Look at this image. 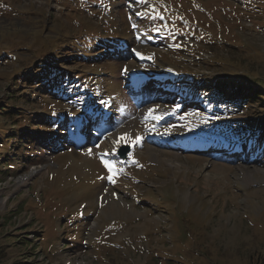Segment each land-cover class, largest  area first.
<instances>
[{
    "label": "rangeland",
    "instance_id": "obj_1",
    "mask_svg": "<svg viewBox=\"0 0 264 264\" xmlns=\"http://www.w3.org/2000/svg\"><path fill=\"white\" fill-rule=\"evenodd\" d=\"M256 90L264 0H0V264H255Z\"/></svg>",
    "mask_w": 264,
    "mask_h": 264
},
{
    "label": "trees",
    "instance_id": "obj_2",
    "mask_svg": "<svg viewBox=\"0 0 264 264\" xmlns=\"http://www.w3.org/2000/svg\"><path fill=\"white\" fill-rule=\"evenodd\" d=\"M231 24H233V23H231ZM223 26H226L227 28H229L230 25H226L225 22H223ZM227 30H228V29H227ZM226 80H229V79H225V81H226ZM223 84H224V83H223ZM223 84H222V87H221V88H223ZM214 90H215L216 92H218V93L221 92L219 89L217 90L216 88H214ZM236 93H237V92H236ZM236 93H234V96H232V97L238 98L237 96H235ZM256 94H257V95H260L259 98L262 99V100H264V94H262V93L259 94V93H258V90L255 91V95H256ZM229 99H232V98H229ZM243 99L246 100V99H249V97H246V98H243ZM262 100H261V101H262ZM24 239H25V238H24ZM21 243H22V242H21ZM255 264H264V256H263L262 258H257V261H256Z\"/></svg>",
    "mask_w": 264,
    "mask_h": 264
},
{
    "label": "bare ground",
    "instance_id": "obj_3",
    "mask_svg": "<svg viewBox=\"0 0 264 264\" xmlns=\"http://www.w3.org/2000/svg\"><path fill=\"white\" fill-rule=\"evenodd\" d=\"M137 55H139V54L137 53ZM139 56H141V55H139ZM133 83H135V82H133ZM134 85H136V84H133V86H134ZM37 171H38V170H36V171H31V173H29V175H27V176H25L23 179H21V181L19 182L20 186H25V185L27 184V182L29 181V178H31L34 174H36ZM20 186H19V187H20Z\"/></svg>",
    "mask_w": 264,
    "mask_h": 264
},
{
    "label": "water",
    "instance_id": "obj_4",
    "mask_svg": "<svg viewBox=\"0 0 264 264\" xmlns=\"http://www.w3.org/2000/svg\"><path fill=\"white\" fill-rule=\"evenodd\" d=\"M129 147L128 146H121L118 151L117 154L120 155L121 158H126V153L128 152Z\"/></svg>",
    "mask_w": 264,
    "mask_h": 264
},
{
    "label": "snow or ice",
    "instance_id": "obj_5",
    "mask_svg": "<svg viewBox=\"0 0 264 264\" xmlns=\"http://www.w3.org/2000/svg\"><path fill=\"white\" fill-rule=\"evenodd\" d=\"M149 111L151 112L153 110L150 109ZM106 167H109V171H112L111 166H109V165L106 164ZM110 179H111V177H110Z\"/></svg>",
    "mask_w": 264,
    "mask_h": 264
}]
</instances>
